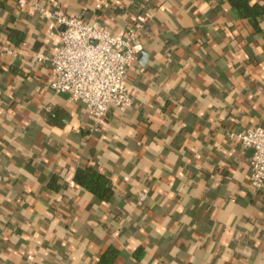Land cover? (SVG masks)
<instances>
[{"label": "crops", "instance_id": "1", "mask_svg": "<svg viewBox=\"0 0 264 264\" xmlns=\"http://www.w3.org/2000/svg\"><path fill=\"white\" fill-rule=\"evenodd\" d=\"M32 2L114 34L144 19L127 110L100 124L50 88L63 27ZM5 46L0 264H264V186L229 136L264 126V0H0ZM78 169L107 177V197Z\"/></svg>", "mask_w": 264, "mask_h": 264}, {"label": "built area", "instance_id": "2", "mask_svg": "<svg viewBox=\"0 0 264 264\" xmlns=\"http://www.w3.org/2000/svg\"><path fill=\"white\" fill-rule=\"evenodd\" d=\"M28 0H19L25 7ZM33 9L50 21L51 27L61 25V41L51 56L50 88L68 93L71 100L84 103L97 123H104L111 106L125 111L132 104L126 84L128 69L137 58V27L129 26L124 34H114L100 21L87 22L80 15L67 13L58 3L48 7L44 2H32ZM149 15H146L147 18ZM2 52L15 53L5 46ZM42 60L41 55L37 56ZM243 146L252 149L250 185L255 190L264 185V126L246 131H231ZM145 195L141 196L144 199Z\"/></svg>", "mask_w": 264, "mask_h": 264}, {"label": "trees", "instance_id": "3", "mask_svg": "<svg viewBox=\"0 0 264 264\" xmlns=\"http://www.w3.org/2000/svg\"><path fill=\"white\" fill-rule=\"evenodd\" d=\"M249 0H234V3L242 10L247 9ZM257 8V7H256ZM75 178L80 181L87 189L96 192L102 197H107L109 194L108 182L109 179L96 171L78 169Z\"/></svg>", "mask_w": 264, "mask_h": 264}]
</instances>
